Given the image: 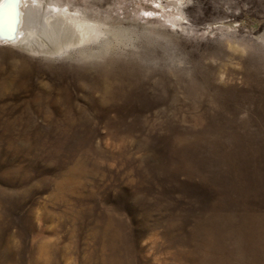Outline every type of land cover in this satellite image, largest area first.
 Wrapping results in <instances>:
<instances>
[{"label": "rangeland", "instance_id": "rangeland-1", "mask_svg": "<svg viewBox=\"0 0 264 264\" xmlns=\"http://www.w3.org/2000/svg\"><path fill=\"white\" fill-rule=\"evenodd\" d=\"M73 2L79 59L0 42V264H264V0Z\"/></svg>", "mask_w": 264, "mask_h": 264}, {"label": "bare ground", "instance_id": "bare-ground-1", "mask_svg": "<svg viewBox=\"0 0 264 264\" xmlns=\"http://www.w3.org/2000/svg\"><path fill=\"white\" fill-rule=\"evenodd\" d=\"M26 7V0H0V42L47 59H79L99 37L98 24L73 0H33Z\"/></svg>", "mask_w": 264, "mask_h": 264}]
</instances>
